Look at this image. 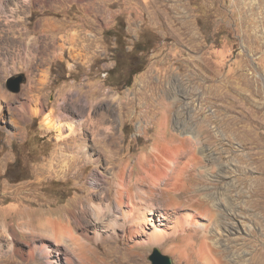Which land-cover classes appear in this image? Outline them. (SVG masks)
<instances>
[{"label":"rangeland","instance_id":"1","mask_svg":"<svg viewBox=\"0 0 264 264\" xmlns=\"http://www.w3.org/2000/svg\"><path fill=\"white\" fill-rule=\"evenodd\" d=\"M10 7L0 264H264V0Z\"/></svg>","mask_w":264,"mask_h":264},{"label":"bare ground","instance_id":"2","mask_svg":"<svg viewBox=\"0 0 264 264\" xmlns=\"http://www.w3.org/2000/svg\"><path fill=\"white\" fill-rule=\"evenodd\" d=\"M11 3H12V0H1L0 1V13L1 12H6L7 10H13V8H11L10 7V5H11ZM14 4V3H13ZM15 8H16V6H15ZM15 10V9H14ZM3 14V13H2ZM1 21V20H0ZM14 41V40H13ZM16 41V40H15ZM33 41H35V39L33 40ZM6 42V41H5ZM34 43V42H33ZM20 44V43H19ZM51 46H52V44L51 43H49ZM21 45H22V43H21ZM37 45V44H36ZM20 46V45H19ZM23 46V45H22ZM39 46V45H38ZM34 47V46H33ZM41 47V46H40ZM44 47V46H43ZM46 47H47V45H46ZM49 47V46H48ZM53 47H55L54 45H53ZM36 48H38V47H36ZM33 50V49H32ZM36 50V49H35ZM34 50V51H35ZM29 51H30V49H29ZM49 51V50H48ZM35 52H38V51H35ZM48 53V52H47ZM53 57V56H52ZM47 59V58H46ZM45 60V59H44ZM46 62V61H45ZM0 95H1V97H6V95H5V92L2 90V88L0 87ZM2 107H3V105H2V102H0V110L2 109ZM99 114H101V113H99ZM89 115V117H90V119H91V125H93V128H94V130H96V127H95V125L97 126V127H102V124H100L99 122L101 121V119H95V117H94V115L93 114H91V113H89L88 114ZM96 116V115H95ZM100 120V121H99ZM107 122V120L105 119V118H103V120L101 121V123H103V124H105ZM44 123L45 124H47V126H49L50 128H54V129H57V130H62V128L63 127H65V125H63V124H59L58 122H56V120L52 117V115L51 114H47L46 116H45V119H44ZM46 126V127H47ZM67 127H69L71 130H73L74 129V126L71 124V125H68ZM160 138H162V137H160ZM163 139V138H162ZM159 141H160V139H159ZM166 141V143H163L164 145L162 146V149H161V152L163 153L162 155H164V156H169V154H172V151H171V149L168 147V142L169 141H167V140H165ZM158 144L160 145V142H158ZM171 151V152H170ZM161 158V157H160ZM165 158V157H164ZM149 160H151V159H149ZM140 163L142 164V163H144V161H140ZM149 165V164H148ZM141 166V165H140ZM159 168V167H158ZM158 168H156V169H158ZM161 173H163V171H161L160 169H158ZM154 172V171H153ZM123 173H124V169H122L121 170V172H120V175L124 178V175H123ZM139 173V172H138ZM120 179H123V178H121V177H119ZM118 178V179H119ZM119 179V180H120ZM122 181V180H121ZM121 183H123L124 184V182H121ZM131 191V189L128 187V186H125L124 188H122V193H125V192H127V193H129ZM150 210H152V209H150ZM151 212V211H150ZM151 220H153V219H151ZM49 226L53 229V231H55V232H59V233H65V229L63 228V227H60L59 225H57V224H55V223H52V222H50L49 223ZM46 228H48L47 227V225H46ZM158 228V227H157ZM49 229V228H48ZM154 240L155 239H157V238H153ZM152 240V239H151Z\"/></svg>","mask_w":264,"mask_h":264},{"label":"water","instance_id":"3","mask_svg":"<svg viewBox=\"0 0 264 264\" xmlns=\"http://www.w3.org/2000/svg\"><path fill=\"white\" fill-rule=\"evenodd\" d=\"M25 75L20 74L17 77L8 80V87L17 92L20 90L21 83L24 81ZM151 264H177L173 257L167 253L162 252L158 247H155L149 256Z\"/></svg>","mask_w":264,"mask_h":264},{"label":"crops","instance_id":"4","mask_svg":"<svg viewBox=\"0 0 264 264\" xmlns=\"http://www.w3.org/2000/svg\"><path fill=\"white\" fill-rule=\"evenodd\" d=\"M167 108H168V106H166L164 109V112H163L164 116H167L169 114V111L171 110V108H168V109Z\"/></svg>","mask_w":264,"mask_h":264},{"label":"trees","instance_id":"5","mask_svg":"<svg viewBox=\"0 0 264 264\" xmlns=\"http://www.w3.org/2000/svg\"><path fill=\"white\" fill-rule=\"evenodd\" d=\"M142 70H143L142 68H137V69H135V71H133V74L139 73V72H141Z\"/></svg>","mask_w":264,"mask_h":264}]
</instances>
